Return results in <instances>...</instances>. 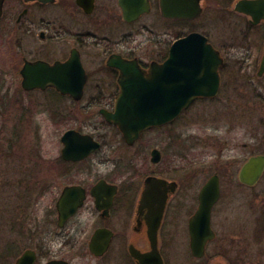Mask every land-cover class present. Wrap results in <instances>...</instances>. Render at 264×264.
Here are the masks:
<instances>
[{"label":"flooded vegetation","instance_id":"flooded-vegetation-1","mask_svg":"<svg viewBox=\"0 0 264 264\" xmlns=\"http://www.w3.org/2000/svg\"><path fill=\"white\" fill-rule=\"evenodd\" d=\"M237 1L186 0L181 7L186 15L179 11L164 16L160 0H4L0 22L15 16L13 27H17L10 32L0 25V38L4 34L14 37L10 43V84L15 86L12 98L18 95L47 101L43 108L52 111L51 122L61 129L53 172H46L50 166L42 158L33 161L31 157H21L19 162L9 159L14 170L19 165L27 167V160H32L31 166L40 163L42 172L10 176V186L13 179L19 183L14 184V189L20 199L10 196L12 206L5 207L8 215L5 216L6 211L0 212V264H151L157 259L158 264H172V197L179 183L172 179V168L170 174L155 169L163 158V150L156 146L148 150L154 166L142 169L144 136L172 124L188 107L173 121L140 131L132 143L124 139L120 128L104 112L113 113L119 100L150 98L133 92L137 83L152 79L154 67L169 56L172 43L192 32L204 35L223 60L211 75L212 83L204 88L212 93L197 95L189 106L196 101L223 99L225 56L203 33L220 32L207 28L209 16L240 14L247 25L244 32H264V20L254 21L250 15L236 10ZM38 62L45 68H31L28 76L22 73L26 63ZM5 83L6 78L0 77V84ZM141 88L155 87L150 84L140 85ZM83 111L84 118L80 117ZM22 117L26 116L22 115L20 120ZM30 118L33 121V114ZM83 120L91 130L82 124ZM167 134L170 138L172 131ZM111 135L117 141L107 142ZM81 136H86L85 140ZM88 141L96 142V146L84 153L90 146ZM154 149L159 152L157 161L152 160ZM256 155L264 153L248 155L237 170L242 186L253 187L264 174L263 167L254 183L240 179L243 164ZM205 170L207 176L197 192L196 206L193 209V202L187 206L189 251L198 260L208 257L210 263L212 258L219 257L212 264H229V259H241L239 253H234V258L229 255L236 249L239 237L227 235L226 230L220 234L219 224L226 226V215L218 213L215 221L227 173L224 166ZM212 176L219 186V196L210 209L209 224L214 235L206 241L203 254L196 257L190 248L188 221L198 207L201 187ZM231 176L229 173L228 178ZM148 177L176 183V189L166 193L158 223L152 212H160L161 191L142 199ZM2 181L5 179L0 181L1 186ZM35 202L45 204L40 208L42 216L33 219L32 213L38 211Z\"/></svg>","mask_w":264,"mask_h":264},{"label":"rangeland","instance_id":"rangeland-1","mask_svg":"<svg viewBox=\"0 0 264 264\" xmlns=\"http://www.w3.org/2000/svg\"><path fill=\"white\" fill-rule=\"evenodd\" d=\"M14 18L2 20L1 27L12 32L17 28L13 27ZM207 28L220 31L203 33L224 53L225 96L218 101H196L172 124L146 133L142 169L154 166L149 160L148 150L156 146L163 150V158L155 169L170 174L172 168V179L179 183L172 197V264H212L220 259L215 257L217 259L212 258L208 263V257L193 258L187 232V206L192 202L193 209L196 206L197 192L207 176L205 168L217 166H224L227 174L215 221L218 213L226 215V226L219 224L220 234L226 230L227 235L239 237L236 249L229 255L234 258V253H239L241 259H229V264H264V174L253 187L242 186L237 180L241 162L250 154L264 153V73L259 74L257 68L264 32H244L246 21L236 13L209 16ZM233 29L237 32H230ZM11 42H14V37L10 34L0 38V77L6 78V83L0 84V181L5 179L2 186L0 184V212L6 211L5 216L9 212L6 205L12 206L10 196L20 199L14 189V184L19 183L13 179V186H10V176L19 173L17 176L23 177L20 174L42 172L40 163L31 166L39 158L45 159V164L49 163L50 168L46 172H53L56 168L53 160L59 154L61 129L59 124L51 122L49 115L52 111L44 110L47 101L28 100L18 95L12 98L15 86L10 84L13 68ZM22 45H25L24 39ZM241 50L242 55L239 54ZM85 113H80V117L84 118ZM32 114L33 121L30 118ZM22 115L26 117L20 120ZM83 122L85 120L82 124L89 128ZM167 131H172L170 138ZM113 140L117 141V138L111 135L107 142ZM21 157H31L33 161L27 160V167L19 165L18 170L12 169L9 159L19 162ZM229 173H232L230 179ZM19 191L21 193V189ZM43 204L45 202L34 203L38 211L32 213L33 219L42 216L40 208ZM12 212L15 216L16 210Z\"/></svg>","mask_w":264,"mask_h":264},{"label":"water","instance_id":"water-1","mask_svg":"<svg viewBox=\"0 0 264 264\" xmlns=\"http://www.w3.org/2000/svg\"><path fill=\"white\" fill-rule=\"evenodd\" d=\"M4 0H0V16L2 14ZM186 0H160L161 12L164 16H172L178 13L186 15L181 10ZM235 9L251 16L254 21L264 20V0H238ZM196 14V8L193 10ZM222 62V58L214 47L207 41V38L199 32H192L185 37L179 38L172 43L169 56L165 61L154 67L152 79L137 83L133 92L142 95H149L150 98L127 99L117 102L113 113H105L109 121H113L122 131L124 139L132 143L141 130L155 125H162L172 121L184 108H187L197 95H206V85L212 83L211 75ZM41 62L30 65L26 63L22 73L28 76L27 72L31 68L41 71L44 65ZM32 66V67H31ZM179 71V74L177 73ZM264 72V50L262 52L258 73ZM175 73H177L175 75ZM37 76V73L34 74ZM152 85L154 89H140V85ZM86 136H81L82 140ZM89 142V141H88ZM87 153L91 147L96 146V142L88 143ZM83 153V154H84ZM152 160L157 161L159 152L152 151ZM81 156V155H80ZM264 167V156H251L243 164L240 171V179L246 183H254ZM176 183L166 181L162 178L148 177L145 181L142 199H148L160 190L162 203L160 212L153 211L156 216V223L159 222V213L162 212L165 196L168 190H175ZM219 196L218 181L212 176L201 187L198 193V207L190 216L188 221V231L190 236V248L194 256L203 254L206 241L214 233L210 227V209ZM157 226V225H156ZM155 228H152L154 231ZM151 264H158L157 262ZM162 264V262H161Z\"/></svg>","mask_w":264,"mask_h":264},{"label":"clouds","instance_id":"clouds-1","mask_svg":"<svg viewBox=\"0 0 264 264\" xmlns=\"http://www.w3.org/2000/svg\"><path fill=\"white\" fill-rule=\"evenodd\" d=\"M239 54H241V55L243 54L242 50H241V52Z\"/></svg>","mask_w":264,"mask_h":264}]
</instances>
